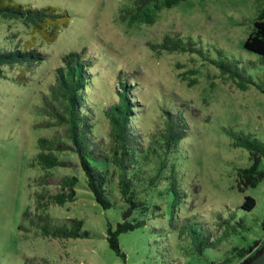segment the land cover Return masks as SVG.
<instances>
[{
	"label": "rangeland",
	"instance_id": "1",
	"mask_svg": "<svg viewBox=\"0 0 264 264\" xmlns=\"http://www.w3.org/2000/svg\"><path fill=\"white\" fill-rule=\"evenodd\" d=\"M14 1L65 10L70 19L46 42L19 20L0 17V50L32 48L44 54L33 67H5L0 77V264L228 263L237 259L235 248L263 240L264 176L238 189L237 170L252 161L245 148L234 145L233 132L251 133L264 143V58L243 47L264 0H181L153 10L151 23L120 17L134 0ZM165 35H177L186 50H152L150 44ZM83 48L94 61L86 99L94 112L95 139L106 149L110 145L103 110L117 101L121 80L133 85L128 125L134 137L159 152L146 162L137 157L143 180L136 183L137 206L129 217L145 219V225L118 236L124 258L105 237L107 225L121 221L128 209L119 191V168L107 167L113 205L103 209L87 189L74 151L56 152L66 166L44 169L35 162L39 138L68 141L65 126L42 111V95L55 83L61 56ZM166 111L181 116L187 128L176 148L163 156L166 163L154 179L163 154L153 135L160 138ZM259 160L258 170L264 171V156ZM172 170L185 193L182 199L168 188ZM64 176L78 179L74 200L50 202L44 213L54 222L81 220L86 236H44L23 218L26 210L32 216L41 212L38 193L65 192L58 185ZM246 195L255 200L250 211L241 208Z\"/></svg>",
	"mask_w": 264,
	"mask_h": 264
},
{
	"label": "trees",
	"instance_id": "2",
	"mask_svg": "<svg viewBox=\"0 0 264 264\" xmlns=\"http://www.w3.org/2000/svg\"><path fill=\"white\" fill-rule=\"evenodd\" d=\"M181 0H134L131 9L123 10L120 17L126 19L129 15L130 22L145 21L151 23L154 15L153 10L169 8ZM0 17L4 19L19 20L26 28L37 33L46 42L53 41L59 30L64 27L70 19L65 10H59L52 6L33 7L14 0H0ZM184 42L177 35H165L160 43L150 44V48L156 52L185 51ZM245 50L255 53L264 58V7L259 11L253 22V27L243 43ZM44 59V54L36 49H20L18 47L10 50H0V77L4 75L5 67L23 65L33 67ZM94 61L87 55V49L80 51L72 50L61 56V64L55 68V83L49 86L48 94L42 95V111L49 116L53 122L65 126L66 139L59 141L57 138L42 137L38 140L39 151L35 156L42 168L48 169L55 166H66V162L59 159L56 152L72 150L76 153L81 170L86 180V187L91 192L94 200L103 209H109L113 205L107 190L108 179L106 171L108 165L113 163L119 168L118 186L121 198L128 204V209L122 213V220L114 226L107 225L106 240L109 248L122 258L125 254L121 251L118 236L122 233L132 231L145 225V219H131L130 210L137 206L135 195L138 194L137 181L141 182L142 175L137 171L141 170V162L138 156L142 155L145 162L150 155L158 154L155 147H143V138L136 139L133 131L128 125L132 113L133 104L131 96L132 84L123 81L117 82V101L103 110L105 117L110 123L108 132V148L101 144L99 139L93 135L94 112L87 102V88L92 81V67ZM236 76H240L235 72ZM243 87V85H241ZM264 92V88H263ZM90 113V114H89ZM164 128L159 130V139L153 135V143L158 142L162 152L161 166L153 176L157 179L166 163L163 156L176 148L183 138L187 124L184 119L170 111L165 113ZM50 124L47 122L46 126ZM234 145L245 148L250 154L252 164L247 168L237 170V186L240 191L245 187L254 186L263 176L264 171L258 170L259 159L264 156V143L251 133H234ZM70 142V143H67ZM151 149V150H150ZM260 157V158H259ZM34 164V162L32 163ZM142 172V170H141ZM168 188L172 190L175 197L182 199L185 193L181 191L174 178L173 170L166 177ZM78 179L75 176H64L58 183L65 192L55 193L46 196L44 192L36 195V209L41 210L39 214L32 216L31 212H23V218L36 225L44 236L68 238L86 236L82 230V221L79 219H68L65 222H54L44 213L48 204H64L73 201L75 198V185ZM149 182L152 179L149 178ZM42 184L45 182L42 180ZM43 185V186H44ZM48 198V202L47 199ZM255 206V200L251 196H244L241 208L250 211ZM184 222L181 229H186ZM264 228V221L262 223ZM191 227V226H189ZM190 228V232L192 231ZM193 233H196L193 230ZM216 242V241H215ZM207 244V241L204 242ZM258 244L247 249H234L237 259L226 263L221 261L217 264H237L253 256L249 254ZM248 256V257H247Z\"/></svg>",
	"mask_w": 264,
	"mask_h": 264
},
{
	"label": "water",
	"instance_id": "3",
	"mask_svg": "<svg viewBox=\"0 0 264 264\" xmlns=\"http://www.w3.org/2000/svg\"><path fill=\"white\" fill-rule=\"evenodd\" d=\"M243 264H264V250H262Z\"/></svg>",
	"mask_w": 264,
	"mask_h": 264
},
{
	"label": "flooded vegetation",
	"instance_id": "4",
	"mask_svg": "<svg viewBox=\"0 0 264 264\" xmlns=\"http://www.w3.org/2000/svg\"><path fill=\"white\" fill-rule=\"evenodd\" d=\"M262 250H264V238L263 240L259 241L258 244L254 247V250L249 254V256H255L256 254H258L259 252H261ZM248 257V256H247ZM250 259H246L242 261V264L244 262H247Z\"/></svg>",
	"mask_w": 264,
	"mask_h": 264
}]
</instances>
